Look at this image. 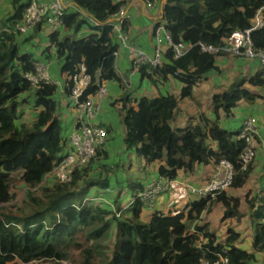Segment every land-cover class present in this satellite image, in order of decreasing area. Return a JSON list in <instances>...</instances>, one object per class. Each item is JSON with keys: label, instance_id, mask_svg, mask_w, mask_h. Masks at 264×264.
Returning <instances> with one entry per match:
<instances>
[{"label": "trees", "instance_id": "obj_1", "mask_svg": "<svg viewBox=\"0 0 264 264\" xmlns=\"http://www.w3.org/2000/svg\"><path fill=\"white\" fill-rule=\"evenodd\" d=\"M68 1L98 25L89 24L78 11H67L61 18V27L49 35L45 50L55 48V57L61 63L60 73L67 77V83L68 78L78 74L79 67L83 66L89 78L87 93L92 94L96 91L97 80L105 78L104 68L111 64V56L118 48L108 21L131 0L118 3L114 0ZM204 1H167L162 22L172 44L183 47V53L174 58L172 49H168L163 53L160 66L141 65L137 69L141 80L146 79L154 85L169 80L181 83L179 96L158 95L133 101L128 93H124L112 106H118L126 151L133 152L145 166L156 163L158 177L174 181L181 172L190 175L197 166L216 167L225 161L232 168L230 193L222 191L213 198L194 200L184 209L167 214L153 211L148 220L143 221L142 212L146 208L136 196L146 183L131 181L127 191L132 200L125 218L118 198L107 205L88 196L90 188L108 190V176L118 169L106 152L110 130L104 127L107 132L105 144L87 166L73 173L70 182L49 181L34 185L26 179L29 189L23 198L12 207L0 206V264H213L219 258L226 259L228 264H253L257 254L262 256L264 264V156L258 191L251 198L249 195L244 198L254 228L249 250L240 248V234L233 228L227 227L219 240L207 223L200 224L202 215L211 213L216 205L223 210L222 221L239 223L245 215L240 210V197L232 193L247 185L254 166L250 163L245 170L241 169L239 157L245 147L244 141L238 139L241 126L236 131L227 130L221 126V116L229 117L240 103L253 104L257 96L246 85L263 88L264 73L259 70L250 78H235L225 90L213 95L210 104L213 119L199 114L184 128L172 127L180 101L191 100L194 87L206 81L207 74L218 71L215 61L220 54L202 52L199 44L222 47L233 32L251 29L258 15L262 27L252 30L249 38L254 51L264 53V0H254L243 7L226 0L224 14L207 17L199 27L191 28L188 8ZM10 3L13 13L2 18L1 22L6 25L0 29V148L7 143H18L19 157L28 149L32 137L44 133L47 114L39 112L29 127L25 123L18 124L19 117L15 119L14 116L17 124L10 120L7 126L1 118L8 114L10 119L9 115L15 112L20 114L17 103H29L27 99L17 102L15 93L33 91L36 106L51 105L53 102L48 99V93L54 86L43 84L33 89L22 78L24 73L34 72L36 60L30 53L21 51L20 46L27 39L14 32L26 3L24 0H11ZM43 25L36 26L34 34ZM127 27L125 22L122 30L126 31ZM83 28L88 33L77 38ZM13 76L25 85L16 84ZM107 77H111L110 74ZM16 86L20 87L19 92ZM66 91L69 95L68 88ZM53 122H56L55 118ZM46 143V149L56 163L60 147L51 146L49 138ZM6 198L9 200L8 196ZM109 240V246L103 244Z\"/></svg>", "mask_w": 264, "mask_h": 264}, {"label": "crops", "instance_id": "obj_2", "mask_svg": "<svg viewBox=\"0 0 264 264\" xmlns=\"http://www.w3.org/2000/svg\"><path fill=\"white\" fill-rule=\"evenodd\" d=\"M27 1L28 0H24L25 3H27ZM38 1L42 2L44 0ZM167 1L168 0H155L151 8H148L142 0H131L126 5L128 27L125 34L127 36V44L135 46L139 50L145 52L149 57H152L154 49L153 28L158 22L162 21L163 7ZM202 3L203 2H201V5H203ZM2 18H0V29L4 28L6 25L4 22H1ZM53 32L54 31H51L47 25H43L37 30L36 34H34V31L32 30L23 35L22 38L27 39V42L20 46L21 51L23 53H30L36 62L43 61L50 63L49 73L52 78L51 85L54 87L53 91L48 93V99L53 102V108L50 109L49 106L45 109L47 104L36 106L34 103L35 98L33 94H31L33 91H31L23 93L22 96H20L23 97L22 99L29 100V103L19 105L18 110L22 112V114H25V118L31 119V124L35 122L36 115L39 114V112L45 111L48 120L44 123L43 134H45L50 140L52 139V136L50 135H57L58 140L55 145L60 147L58 153L59 156L63 150V146L66 145L67 139L75 127L77 112L70 104L69 96L66 91L67 77L60 73L61 63L55 57V48L52 47L48 52L45 50L48 46V37ZM87 33L88 30L83 28L76 36L77 38H82ZM185 47L188 48L189 46L186 45ZM166 50L167 47L164 46L163 51L165 52ZM110 62L111 64L105 66V78L101 80V85L106 89V95L96 101L100 107L98 123L110 130L108 135L109 140L105 149L109 160L114 161L119 170L108 176L110 181V188L108 190L90 188L88 196L90 198L94 197L95 199L93 200L97 203L103 202L107 205L114 203L116 198L113 199L112 197H117L119 203L122 205L121 213L123 216L127 217L129 214L127 208L130 205V200H132L129 191H127L129 183H131V181H136L145 184L158 178L156 173L157 164L153 163L145 166L143 161L139 160L133 152H127L123 144L125 134L123 126L121 124L120 126L118 122L116 126V122L114 123L115 117L113 121H110L109 118L112 117L111 115L105 117V119L102 116L108 114L107 107L112 114L116 113L119 115V112L117 111L118 106L113 107L112 104L124 93H128L133 101L138 100L141 97L154 98L158 95H173L178 97L182 84L176 80H169L164 84L154 85L146 79L141 80L138 71L131 66L128 50L125 47L119 46L117 48L116 58L111 59ZM215 65L218 71L210 72L207 74L206 81H201L194 87L193 93L195 94L197 101L195 99L193 101L190 99H182L180 101L179 109L172 122L173 128L180 129L188 126L193 122L192 118L195 120L199 114H203L205 117L213 119V114L210 108L212 96L225 90L235 78H250L260 70V64L257 60L244 58L228 59L225 55L216 58ZM107 74H110L111 77H107ZM246 88L257 96L254 103H240L239 106L232 111L229 117L222 115L221 126L227 130L236 131L244 120L254 118L258 127L257 142H260L261 147L264 148V143L262 142V137H264V87L253 88L246 85ZM53 118L56 119L55 123H51ZM30 125L27 124L28 127ZM130 156H132L134 160ZM132 162L138 164V169L141 172L139 173V178L137 180H134V178L131 179L130 176L128 180L123 175L124 172L122 171V166L125 164L128 169L129 166L132 165ZM216 170L220 171V168L218 166H197L195 171L190 175L181 172L177 179L173 181L172 192L170 191L171 193L169 192V194L165 193L160 195L153 209L143 210V221H147L149 215L153 211L167 214L169 212H174L175 210L184 209L190 202L198 200V198L189 195L186 186L192 185L200 187L206 184L208 182L207 180L211 179L210 176ZM121 184L125 187L122 194L120 193L122 189H115V187H120ZM113 190L116 191L113 196H103L104 192L109 193V195L110 193H114L112 192ZM117 193H119V195H117ZM104 200H107L108 202Z\"/></svg>", "mask_w": 264, "mask_h": 264}, {"label": "built area", "instance_id": "obj_3", "mask_svg": "<svg viewBox=\"0 0 264 264\" xmlns=\"http://www.w3.org/2000/svg\"><path fill=\"white\" fill-rule=\"evenodd\" d=\"M116 3L121 0H114ZM148 8L153 3L144 1ZM78 11L92 26L98 23L90 16L86 15L83 10L68 0H28L21 14V18L15 23L14 32L19 36H23L32 31L40 24L47 25L51 31H57L61 27V18L67 11ZM126 5L122 6L118 12L108 21L112 26L115 35L116 44L119 47H125L133 69L137 70L141 65H151L153 67L160 66L163 62V47L167 50L172 49L174 58H178L183 53V47L173 45L170 34L165 28L164 22H158L153 28V55L149 57L145 52L139 50L135 46L127 44V36L122 30V25L127 22ZM262 27L260 17L257 15L251 29L244 32H233L224 42L222 47L214 48L199 44L202 52L211 53L220 56H232L234 58H244L257 60L260 64V70L264 73V53L254 51L249 34L252 30ZM117 56L115 51L111 58ZM50 63L43 61L34 63V72L24 73L22 78L33 89H38L43 84H51L52 80L49 73ZM89 86V78L85 75L84 67H79V73L68 78L66 88L69 91V100L72 108L77 112V120L75 127L67 139L66 145L58 156V161L50 172L44 177L43 182L48 178L50 181L58 183H68L71 181L73 173L81 170L88 165L90 160L95 156L96 151L105 144L107 138L106 129L98 123L100 107L97 104L98 99L106 95V89L101 85V80H97L96 91L87 93ZM239 140H243L245 147L240 154L241 169L245 170L255 158V149L258 139V127L254 118H248L243 121L238 135ZM223 169V173H215L211 180L202 186L187 185L186 189L189 195L198 199L213 198L217 193L227 189L231 183L232 168L225 162L219 164ZM173 189V181L164 178H156L147 182L142 191L136 198L146 209H153L158 197L168 193ZM62 264H69L62 262ZM202 264H208L202 262ZM213 264H228L224 258Z\"/></svg>", "mask_w": 264, "mask_h": 264}, {"label": "rangeland", "instance_id": "obj_4", "mask_svg": "<svg viewBox=\"0 0 264 264\" xmlns=\"http://www.w3.org/2000/svg\"><path fill=\"white\" fill-rule=\"evenodd\" d=\"M229 1L235 3L239 7H243L246 5H251L254 0H229ZM259 1H262V0H259ZM202 4L203 5H201L200 3V4L190 7V9L188 8V12L190 15L189 25L191 26V28L199 27L201 24V21H203L207 17H210V18L217 17L221 14H224V12L226 11L225 9L226 0H205L204 3ZM12 13H13V10H12V6H10V0H0V18L2 17L5 18L7 16H10L12 15ZM227 57L228 59H234V57L232 56H227ZM13 78L14 80L17 81L16 84L20 83L21 87L25 85L23 82H21L19 78L15 76H13ZM16 87H17V92H19L20 87L19 86H16ZM15 94H14V98L17 99V102L23 98V97H20L22 96L23 93L18 94V95L16 94L17 95L16 97H15ZM194 99L196 100L197 98L195 94L193 93V98L191 100L193 101ZM17 104L21 105L20 102ZM49 106H50V109L53 108V104H52V105H47L45 109ZM106 109H107L108 114H106V116L103 115L102 117H104L105 119V117L111 115L112 117L109 118V120L113 121L115 117V120L117 121L114 120V123L116 122V126H117V122L120 125L121 123H120L119 115H117L116 113L112 114V112L109 110L108 107ZM17 114L18 113L15 112L12 115H9L10 119L8 118V114H6L3 116V118H1V120L3 121V123L6 122V126H7V124L10 125V122H11L10 120H13V122L15 121V123L17 124L15 119L19 117L18 124L21 122H24L29 125L31 124L32 122L31 119L25 118L24 117L25 114H22V112H20L18 116ZM14 116H15V119H14ZM43 135L32 137L28 149L26 150L24 154L19 155V157H18V153H19L20 147L18 143L17 144L14 142L13 143L11 142L9 144L7 143L3 146V148H0V206L6 205V207H12L14 203L19 202L23 198L25 191L29 189L28 187L29 183L28 181H26V179L27 180L30 179L34 185H37L38 183H43L44 177L50 172V170L54 166V161L51 158V154L49 150L46 149V146H47L46 138L47 137L45 136V134ZM50 136H52L50 144L51 146L52 145L55 146V143L57 144V140H58L57 135L52 134ZM116 138H117V132H116ZM262 142L264 143V137H262ZM263 156H264V148H262L261 143L258 142L256 149H255V158L251 162V164H253L254 166L253 167L254 172L251 175V180L247 183V185L244 188L232 193L240 197L241 199L240 200L241 201L240 210L245 214L239 223H237L235 220L222 221V215H223L222 211L223 210L220 208L219 205L214 206L211 213L202 215V221L200 224L207 223L209 225L210 230L215 232L216 237L219 240L224 235L226 228L231 227L240 234V238L238 241L239 246L242 248L248 249L249 243L254 234V228L250 222L249 212L247 211V207L244 204V198L246 195H249V198H251V196H253L258 191V187H259L258 178L261 175L260 169L262 167ZM130 157L133 159L132 156ZM122 167H123L122 171L124 172L123 175L126 177V179H128L129 176L131 179L134 178V180H137L139 178L138 176H139V173L141 172L138 169L139 167L138 164L132 162V165H130L128 169H127V165L125 164ZM218 167L220 168V171L216 170L214 171V173H218V172L223 173L224 169L221 166H218ZM118 170L119 169H117L116 171ZM214 173L210 176L211 179L214 176H216V174ZM49 181L50 179L48 178L45 180V182H49ZM124 188L125 187L123 184H121V186L118 188L115 187L116 190L122 189L120 191L121 194ZM224 191L229 192L228 188L225 189ZM112 192L114 193H110V195L107 192H104V193L100 192V193H103V196L108 197V196H113L116 193V191L114 190ZM7 196L9 197V200L6 198ZM112 198L117 199V197H112ZM104 201L108 202L107 200H104ZM114 208H115L114 210H116L115 206ZM113 233H114V228L112 227L111 229V239L112 240L114 238ZM103 244L105 245L107 244L109 246L110 240L104 242ZM68 263L71 264L70 262ZM17 264H20V263H17ZM45 264H48V263H45ZM253 264H263L262 256L260 254H257L256 262Z\"/></svg>", "mask_w": 264, "mask_h": 264}]
</instances>
